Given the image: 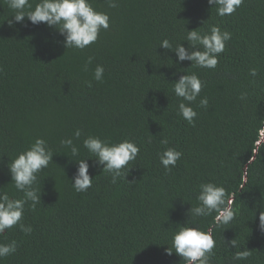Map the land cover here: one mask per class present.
I'll list each match as a JSON object with an SVG mask.
<instances>
[{
	"label": "trees",
	"instance_id": "16d2710c",
	"mask_svg": "<svg viewBox=\"0 0 264 264\" xmlns=\"http://www.w3.org/2000/svg\"><path fill=\"white\" fill-rule=\"evenodd\" d=\"M91 2L109 14L110 26L80 50L65 49L63 37L43 23L25 18L9 27L14 13L0 0V191L23 198L8 162L37 138L54 154L38 174L42 202L34 210L26 204L20 222L32 231L18 224L0 235V243H17L0 264H185L166 249L186 220L213 229L210 264H264V0H243L224 17L207 0H115V8L107 0ZM212 25L231 33L215 68L177 63L174 51L159 47L168 39L173 49L187 48L186 29L203 33ZM97 65L105 69L102 82L94 79ZM192 73L204 86L189 124L178 114L182 98L173 87ZM204 98L206 107L200 106ZM90 135L139 146L126 178L112 183L94 164L83 146ZM67 138L79 148L77 157L61 144ZM165 138L167 145L160 142ZM168 147L182 152L170 172L159 158ZM88 158L92 186L77 192L78 165L71 160ZM208 182L225 187L234 200L238 211L228 225L217 226L215 212L186 215L198 205L199 185ZM233 239L236 247L228 244ZM245 249L247 259H233Z\"/></svg>",
	"mask_w": 264,
	"mask_h": 264
},
{
	"label": "clouds",
	"instance_id": "9594fccd",
	"mask_svg": "<svg viewBox=\"0 0 264 264\" xmlns=\"http://www.w3.org/2000/svg\"><path fill=\"white\" fill-rule=\"evenodd\" d=\"M209 5L216 6L217 15L224 17L233 14L242 4L243 0H207ZM110 8L117 7L115 0H107ZM8 7L13 10L12 19L7 20L9 27L14 23H23L25 18L32 25L45 24L48 28L54 29L63 37L62 46L65 49L83 50L98 40L101 30H107L110 26V17L107 12L97 11L93 8L91 0H38L34 5L31 0H7ZM198 29V28H197ZM197 29L187 30L185 41L188 47L182 43L177 44L173 49L168 39L161 41L163 49L174 51L177 56V63L191 61V66L198 68H215L218 64L219 54L225 49V43L231 39V33L222 31L219 26H210L207 32H200ZM93 57H89L87 65L91 64ZM104 67L97 65L94 70V79L102 82ZM175 75V74H174ZM250 75L256 76L257 70L250 69ZM91 87V82H87ZM203 81L196 73L181 75L174 82L173 91L178 98H182L178 105V114L189 124H194L197 112L191 107L199 96ZM246 93L241 94L245 99ZM187 102V103H185ZM207 98L200 100V106L206 107ZM81 131L77 129L74 137L79 139ZM161 144L167 145L168 140L162 139ZM64 147L71 149V156L79 155V148L74 145L72 138L61 141ZM83 146L91 156L95 157L93 162L96 166H103V170L111 174L112 183L118 178H126L131 168L130 162L135 161L139 154V146L134 141L125 139L119 143H109L98 136H88L83 141ZM53 151L43 138H37L28 149L18 154L16 158L8 162V169L11 175V182L17 191L23 193L22 199H13L7 192L0 191V235L19 224L20 230L31 233L30 225L20 223L25 211V205L31 202L30 207L34 210L36 205L41 203L42 191L36 187L38 174L53 163ZM182 152L168 147L159 153L160 162L166 171H171L176 162L181 158ZM89 159L75 161L78 165L75 176L72 178L73 187L77 192H84L92 186L93 178L89 173ZM198 205L191 206L186 215L189 217H207L216 213L215 224L228 225L237 214L238 209L233 207L234 200L230 197L225 187L212 182L199 185V193L196 197ZM260 227L264 230V211L260 212ZM178 230L172 235L171 248L167 247L166 253L173 252L181 257L185 264H210L213 249L216 241L213 237V229L207 230L199 227L195 221L179 224ZM236 247L233 239L228 242ZM17 243H0V259L13 254L16 251ZM174 249V251H173ZM250 251L245 249L236 252L234 260H245L249 257Z\"/></svg>",
	"mask_w": 264,
	"mask_h": 264
}]
</instances>
